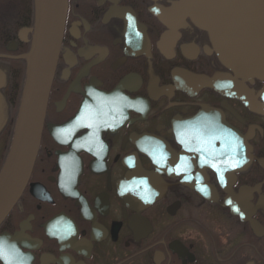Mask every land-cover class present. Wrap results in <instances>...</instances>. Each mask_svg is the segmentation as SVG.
Instances as JSON below:
<instances>
[{
	"label": "flooded vegetation",
	"instance_id": "flooded-vegetation-1",
	"mask_svg": "<svg viewBox=\"0 0 264 264\" xmlns=\"http://www.w3.org/2000/svg\"><path fill=\"white\" fill-rule=\"evenodd\" d=\"M33 20V0H0V168ZM243 24L264 29V0H66L36 159L0 223L28 264H264V59Z\"/></svg>",
	"mask_w": 264,
	"mask_h": 264
},
{
	"label": "water",
	"instance_id": "water-1",
	"mask_svg": "<svg viewBox=\"0 0 264 264\" xmlns=\"http://www.w3.org/2000/svg\"><path fill=\"white\" fill-rule=\"evenodd\" d=\"M66 0H34V28L26 59L23 90L12 142L0 169V221L12 209L30 176L39 146L44 113L62 34ZM207 83V79H205ZM210 83V81H209ZM12 239L0 237L4 264H15L2 245Z\"/></svg>",
	"mask_w": 264,
	"mask_h": 264
},
{
	"label": "bare ground",
	"instance_id": "bare-ground-1",
	"mask_svg": "<svg viewBox=\"0 0 264 264\" xmlns=\"http://www.w3.org/2000/svg\"><path fill=\"white\" fill-rule=\"evenodd\" d=\"M252 14L251 16H255V18L258 20V14L257 12H255V10H252L251 11ZM221 18L220 15H215L212 14L210 17H208V20H209V25H211L214 21H217V19ZM34 19H35V15H34ZM260 20V19H259ZM258 20V21H259ZM256 25L260 26V21L258 23H256ZM241 28V31H244L245 33L247 31H252L253 33H251L252 35V45L250 46L249 50H248V54H249V57H253V56H257L259 57L260 59H264V29H261L260 27L259 28H250V25L249 24H246V25H241L240 26ZM244 37H248V34H245L243 35ZM255 39V40H254ZM32 40H33V36H32V39H31V42H30V45L32 44ZM60 48V46H59Z\"/></svg>",
	"mask_w": 264,
	"mask_h": 264
},
{
	"label": "rangeland",
	"instance_id": "rangeland-1",
	"mask_svg": "<svg viewBox=\"0 0 264 264\" xmlns=\"http://www.w3.org/2000/svg\"><path fill=\"white\" fill-rule=\"evenodd\" d=\"M27 52V51H26ZM22 57V56H21ZM19 58V57H18ZM20 84H21V80L20 78L17 80V83H16V87H17V97L18 98V102H19V90H18V87H20ZM17 100V99H16ZM17 102V104H18Z\"/></svg>",
	"mask_w": 264,
	"mask_h": 264
},
{
	"label": "snow or ice",
	"instance_id": "snow-or-ice-1",
	"mask_svg": "<svg viewBox=\"0 0 264 264\" xmlns=\"http://www.w3.org/2000/svg\"><path fill=\"white\" fill-rule=\"evenodd\" d=\"M232 166L235 167L236 165L233 164ZM0 258H3V252H2V250H0Z\"/></svg>",
	"mask_w": 264,
	"mask_h": 264
}]
</instances>
